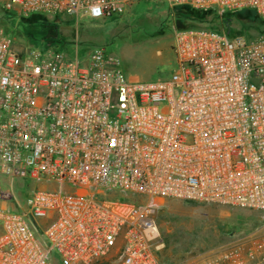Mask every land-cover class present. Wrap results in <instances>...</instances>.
<instances>
[{
  "label": "built area",
  "instance_id": "obj_1",
  "mask_svg": "<svg viewBox=\"0 0 264 264\" xmlns=\"http://www.w3.org/2000/svg\"><path fill=\"white\" fill-rule=\"evenodd\" d=\"M0 0L19 20H107L140 2ZM264 25V0H165ZM19 47L0 30V264H163L157 213L177 201L264 219V31L175 34V70L133 79L119 56ZM18 189V193L16 191ZM27 189L25 201L22 190ZM178 264H264V225Z\"/></svg>",
  "mask_w": 264,
  "mask_h": 264
},
{
  "label": "rangeland",
  "instance_id": "obj_2",
  "mask_svg": "<svg viewBox=\"0 0 264 264\" xmlns=\"http://www.w3.org/2000/svg\"><path fill=\"white\" fill-rule=\"evenodd\" d=\"M139 7L137 12L132 8L115 19L96 21L91 17H81L77 23L63 18V21L53 22L58 28L49 29L48 36L46 29L38 24L12 27L2 26L5 23L0 22V30L16 38L19 47L25 49H42L45 43L50 42L49 48L55 52L75 56L78 48L79 55L83 56L94 48H103L120 57L125 72L133 79L158 81L171 76L176 68L173 47L179 30L193 25L197 28L210 27L233 37L242 33L255 35L264 29L259 18H250L247 13L202 12L209 14L208 20L196 24L178 18L177 10L165 0L144 2ZM35 18L32 16L30 19ZM16 191L19 192L18 189ZM21 192V199L25 201L27 189ZM157 219L164 244L171 239L180 243L177 248L172 247L176 253L174 263L185 262L227 243L231 239L225 238L224 233L235 229L236 225H240V231L245 232L240 236L261 229L260 220L253 218L249 212L221 206L186 205L177 201L162 203ZM197 229L200 238L191 244L187 241L188 236ZM118 259L119 254L113 252L99 264H119Z\"/></svg>",
  "mask_w": 264,
  "mask_h": 264
},
{
  "label": "trees",
  "instance_id": "obj_3",
  "mask_svg": "<svg viewBox=\"0 0 264 264\" xmlns=\"http://www.w3.org/2000/svg\"><path fill=\"white\" fill-rule=\"evenodd\" d=\"M141 3H144V2L138 3L135 6L136 8L135 7L133 8L135 12H137L139 10V8H140L139 6L141 5ZM175 9L177 10L178 18L182 19L185 22L187 21V22H190V23L203 24V23L207 22V20H208L209 14H207V13H202L201 11H197V10H194V9H191V8H188V7H178V8H175ZM210 12H217V11L211 10ZM238 13H247L246 15H249V17L253 18V19L259 18L257 16V14L255 12L251 11V10H245V11H241V12H238ZM112 19H115V18H112ZM0 22L5 23V24H2V26L11 25L12 27L16 26V25L28 26V25L38 24L41 27H43L44 29H46L47 36L49 35L48 32H50V31H48L49 29L56 30L58 28L55 24H53V22L45 21V20H43L40 17H36L34 20H31V19L30 20H19L14 13L7 12V11H5L3 9H0ZM263 28H264V25H263ZM186 29H202V30H212V31H215V32H220L219 30L212 29L210 27L209 28H197L194 25L192 27H188V28H185L183 30H186ZM263 31H264V29L261 32H259V33H262ZM259 33H257V34H259ZM257 34H255V35H257ZM239 35H246V36H249V37L253 36V35L247 34V33H242V34H239ZM49 37H51V36H49ZM229 37H232V36L229 35ZM53 40H57V39L53 38ZM49 43L50 42H48L47 44L45 43L44 47L47 46ZM186 205H200V204H186ZM204 206H211V205H204ZM225 208H227V207H225ZM228 209L229 210H236V211H240V212H247V213L249 212V211H246V210L235 209V208H228ZM249 213H250L251 216H253V218H255V219L257 218L258 220H260L259 227L260 226L262 227L264 225V219H263V217L261 215H259L257 213H254V212H249ZM240 230H242L241 226L240 225H236L235 229H232L229 232H225L224 236H225V238L230 240V239H232V238H234L236 236H240L243 233H245V232H242ZM199 238H200V231L197 229L193 234L188 236V240L187 241L189 243H191V244H194L196 242V240H198ZM173 245L175 246V248H177L180 245V243L179 242H173V240L171 239V240H169V242H166L164 249L161 251L160 256H161V260H162L163 264H178V263H174V262H176L175 259H174L175 256H176V253L172 249ZM166 247H168V249ZM167 251H170V253H172V254H169V252L167 253Z\"/></svg>",
  "mask_w": 264,
  "mask_h": 264
}]
</instances>
